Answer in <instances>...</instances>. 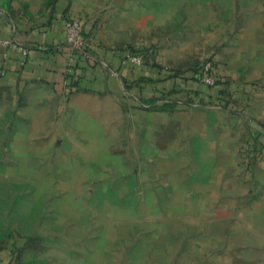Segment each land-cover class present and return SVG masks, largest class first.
Here are the masks:
<instances>
[{
    "label": "rangeland",
    "instance_id": "rangeland-1",
    "mask_svg": "<svg viewBox=\"0 0 264 264\" xmlns=\"http://www.w3.org/2000/svg\"><path fill=\"white\" fill-rule=\"evenodd\" d=\"M83 1L95 18L121 17L119 29L139 38L146 55L181 43L204 12L223 17L231 4ZM158 101L83 96L63 109V98L58 114L49 103L31 109L1 88L0 251L12 246L15 264L221 262L231 210L248 200L234 194L241 189L229 179L236 165L217 158L244 153L216 131L217 116L189 132L186 122L148 112L175 106Z\"/></svg>",
    "mask_w": 264,
    "mask_h": 264
},
{
    "label": "crops",
    "instance_id": "crops-1",
    "mask_svg": "<svg viewBox=\"0 0 264 264\" xmlns=\"http://www.w3.org/2000/svg\"><path fill=\"white\" fill-rule=\"evenodd\" d=\"M230 3L225 16L204 12L194 35L159 46L148 56L141 52L139 38L128 28L119 29L121 17L95 18L83 0H0V89L31 109L49 103L58 114L63 98L68 102L63 109L83 96L138 104L183 99L187 89L198 87L192 80L194 71L211 61L218 86L203 93L201 103L148 112L186 122L189 132L193 126L208 125L213 115L219 118L216 131L244 154L219 157L217 163L227 158L236 165L229 179L239 182L241 189L234 193L239 200L248 201L231 210L233 231L221 235L224 246L217 252V264H264V162L259 158L264 150V0ZM68 19H81L91 40L84 58H72L69 76L64 46ZM129 47L144 57L140 67L120 65ZM176 83L186 87L170 91ZM17 253L12 246L0 251V264H15Z\"/></svg>",
    "mask_w": 264,
    "mask_h": 264
},
{
    "label": "built area",
    "instance_id": "built-area-1",
    "mask_svg": "<svg viewBox=\"0 0 264 264\" xmlns=\"http://www.w3.org/2000/svg\"><path fill=\"white\" fill-rule=\"evenodd\" d=\"M64 46L68 51L69 64L67 68V74H71L72 69L70 63L73 61L74 56L84 58L91 47V40L84 32L83 23L81 19H68L64 24ZM27 53V52H25ZM145 62L144 57L135 51L127 50L120 60L122 67L137 68L143 65ZM198 81L206 88H211L217 85V77L214 73V67L211 61L206 60L201 63L198 69ZM158 102L161 103H173L175 105L187 104H199V103H188L185 98L183 99H169L162 98ZM140 104V103H139ZM154 104H157L155 102ZM152 106V105H151ZM261 159L264 162V150L261 152Z\"/></svg>",
    "mask_w": 264,
    "mask_h": 264
},
{
    "label": "trees",
    "instance_id": "trees-1",
    "mask_svg": "<svg viewBox=\"0 0 264 264\" xmlns=\"http://www.w3.org/2000/svg\"><path fill=\"white\" fill-rule=\"evenodd\" d=\"M197 76H198V68L194 71V74H193V78L192 80L195 82L194 84L198 85L197 88L195 87H192L191 89H187V94H186V97H185V100L188 102V103H201L205 98L203 97V93L207 92L208 90L210 89H216V86L214 87H211V88H206L205 86H203L197 79ZM73 88H79V84L77 83V81L73 82ZM72 85H69V86H72ZM182 87H186V86H183L182 84H177L174 85L173 87H171L170 91L174 90L177 91V90H180ZM200 87V88H199ZM70 90V89H69ZM217 104H223L224 106H229V104L227 103L226 100H217L216 101Z\"/></svg>",
    "mask_w": 264,
    "mask_h": 264
}]
</instances>
